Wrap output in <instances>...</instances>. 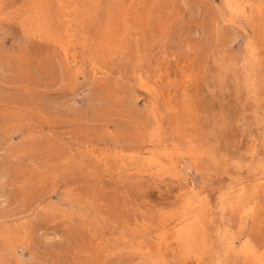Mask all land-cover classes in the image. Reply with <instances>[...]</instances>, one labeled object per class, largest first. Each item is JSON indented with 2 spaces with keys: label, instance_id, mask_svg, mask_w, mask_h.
Returning <instances> with one entry per match:
<instances>
[{
  "label": "rangeland",
  "instance_id": "obj_1",
  "mask_svg": "<svg viewBox=\"0 0 264 264\" xmlns=\"http://www.w3.org/2000/svg\"><path fill=\"white\" fill-rule=\"evenodd\" d=\"M0 171V264H264V0H0Z\"/></svg>",
  "mask_w": 264,
  "mask_h": 264
},
{
  "label": "bare ground",
  "instance_id": "obj_2",
  "mask_svg": "<svg viewBox=\"0 0 264 264\" xmlns=\"http://www.w3.org/2000/svg\"><path fill=\"white\" fill-rule=\"evenodd\" d=\"M230 5V4H229ZM235 6V5H234ZM233 6V7H234ZM232 7V6H231ZM237 7V6H236ZM235 7V8H236ZM232 9V8H231ZM234 9V8H233ZM232 9V10H233ZM237 10V9H236ZM233 13V12H232ZM240 14V13H239ZM5 175V173H4ZM3 176V173L0 171V178H2ZM0 198H2V202H0V212L3 213V212H6L9 208V205H10V197L8 195V193H6L5 189L3 187L0 188ZM190 221V220H189ZM259 226V225H258ZM257 255V254H256ZM256 257V256H255ZM258 259V258H257Z\"/></svg>",
  "mask_w": 264,
  "mask_h": 264
}]
</instances>
